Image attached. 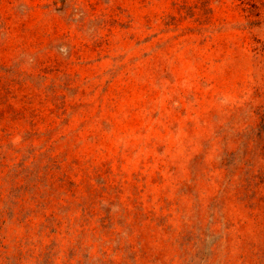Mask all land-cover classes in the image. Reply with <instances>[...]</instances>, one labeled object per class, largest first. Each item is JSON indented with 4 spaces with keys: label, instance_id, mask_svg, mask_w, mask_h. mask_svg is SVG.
<instances>
[{
    "label": "rangeland",
    "instance_id": "obj_1",
    "mask_svg": "<svg viewBox=\"0 0 264 264\" xmlns=\"http://www.w3.org/2000/svg\"><path fill=\"white\" fill-rule=\"evenodd\" d=\"M0 264H264V0H0Z\"/></svg>",
    "mask_w": 264,
    "mask_h": 264
}]
</instances>
